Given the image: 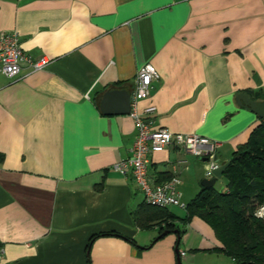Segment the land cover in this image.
Returning a JSON list of instances; mask_svg holds the SVG:
<instances>
[{
	"label": "crops",
	"instance_id": "1",
	"mask_svg": "<svg viewBox=\"0 0 264 264\" xmlns=\"http://www.w3.org/2000/svg\"><path fill=\"white\" fill-rule=\"evenodd\" d=\"M11 30L50 62L0 74V264H231L196 216L143 249L157 229L133 220L144 195L111 169L131 155L133 121L102 114L100 100L113 87L132 95L150 63L159 78L138 111L153 105L152 128L209 137L228 161L259 122L236 95L264 101V0H0V32ZM205 162L169 146L150 155L148 176L177 177L187 202ZM102 232L118 236L89 244Z\"/></svg>",
	"mask_w": 264,
	"mask_h": 264
},
{
	"label": "trees",
	"instance_id": "2",
	"mask_svg": "<svg viewBox=\"0 0 264 264\" xmlns=\"http://www.w3.org/2000/svg\"><path fill=\"white\" fill-rule=\"evenodd\" d=\"M228 161L222 175L225 187L222 190L202 187L186 202L184 217L177 216L168 207L145 200L138 203L132 212L136 226L141 230L153 227L158 230V236L143 249L174 230H181L196 216L211 227L221 243V247L211 251L224 253L237 264H264V212L258 214L264 207V118H259L247 140L237 146ZM170 178L168 173H159L155 183ZM96 189H102V182ZM110 235L118 236L115 232L98 233L90 238L89 244L99 236Z\"/></svg>",
	"mask_w": 264,
	"mask_h": 264
},
{
	"label": "built area",
	"instance_id": "3",
	"mask_svg": "<svg viewBox=\"0 0 264 264\" xmlns=\"http://www.w3.org/2000/svg\"><path fill=\"white\" fill-rule=\"evenodd\" d=\"M49 62L50 60L45 56L34 58L24 51L15 30L0 32V74L10 79H17L21 76L24 66L28 69L27 72H36L44 69ZM158 78L159 73L150 63L144 64L137 70L128 113L135 129L131 155L113 163L111 169L121 174L130 172L147 203L159 207L176 206L184 209L185 203L181 201L177 189L180 182L177 177H171L161 183L150 180L148 176L150 155L169 146L180 148L195 157L206 158L205 175L210 178L213 170L220 165L217 159L218 143L199 134H183L171 132L166 128H152L150 120L147 119L155 112V107L148 105L139 112L137 105L139 101L149 97L153 81ZM263 212L264 207L258 211V214L261 215ZM3 253L4 249L0 241V257Z\"/></svg>",
	"mask_w": 264,
	"mask_h": 264
},
{
	"label": "water",
	"instance_id": "4",
	"mask_svg": "<svg viewBox=\"0 0 264 264\" xmlns=\"http://www.w3.org/2000/svg\"><path fill=\"white\" fill-rule=\"evenodd\" d=\"M131 94L126 90L118 88H109L102 93L100 100V110L104 115L108 114H128L130 110ZM236 102L239 106L245 107L255 113L259 118H264V101L253 100L245 93L236 95ZM206 160V158H202ZM229 161L221 162L220 165L213 170L212 177L204 178L201 181L203 187H212L217 178H220ZM181 230H174L177 237L180 236ZM179 263V262H178Z\"/></svg>",
	"mask_w": 264,
	"mask_h": 264
},
{
	"label": "rangeland",
	"instance_id": "5",
	"mask_svg": "<svg viewBox=\"0 0 264 264\" xmlns=\"http://www.w3.org/2000/svg\"><path fill=\"white\" fill-rule=\"evenodd\" d=\"M231 155H232V153H231ZM230 155V156H231ZM223 160V159H222ZM221 160V161H222ZM206 163V162H205ZM195 185H196V187L195 188H198V183L196 182L195 183ZM224 186H225V179L222 177V179L220 180V179H218L217 180V182H216V184H215V188L217 189V190H222L223 188H224ZM198 190V189H197ZM193 194V190L192 191H190V192H185V194L183 195V200H187L188 198H190L189 196L190 195H192ZM182 201V200H181ZM183 203H185L186 204V202H184V201H182ZM173 209L175 210V211H177V212H183L184 210H182L181 208H178V207H173ZM150 231V233L151 234H153V236H155L154 238H156L157 236H158V230L156 229V230H149ZM224 256H223V259H226L227 261H229L231 264H237V263H235L234 261L232 262V260H231V258L229 257V256H227V255H225L224 253H222ZM225 257V258H224Z\"/></svg>",
	"mask_w": 264,
	"mask_h": 264
}]
</instances>
